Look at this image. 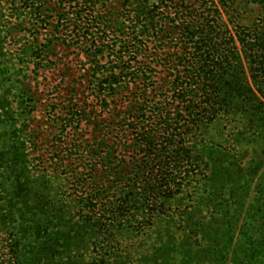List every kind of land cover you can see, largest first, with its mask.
<instances>
[{"label":"trees","instance_id":"1","mask_svg":"<svg viewBox=\"0 0 264 264\" xmlns=\"http://www.w3.org/2000/svg\"><path fill=\"white\" fill-rule=\"evenodd\" d=\"M247 36L239 39L256 90L235 45L223 53L196 40L188 59L193 69L175 84L188 104L165 99L138 106L135 115L146 119L132 126L131 149L121 156L129 154L127 160L117 163L113 151L98 150L102 173L79 179L86 192L76 199L66 200L53 183L33 181L22 139L27 124L0 94V194L17 223L9 230L15 264H264V161L257 162L263 172L249 196L250 168H240L227 149L214 172L222 181L199 178L216 151L211 136L201 144L191 137L211 132L216 120L243 118L264 147V26ZM3 48L0 35V89L11 74Z\"/></svg>","mask_w":264,"mask_h":264},{"label":"rangeland","instance_id":"2","mask_svg":"<svg viewBox=\"0 0 264 264\" xmlns=\"http://www.w3.org/2000/svg\"><path fill=\"white\" fill-rule=\"evenodd\" d=\"M263 26L264 4L257 0H0V35L11 69L0 94L6 92L27 124L22 139L33 181L53 183L66 200L76 199L86 192L79 179L84 183L102 173L98 150L100 156L111 150L117 163L125 162L129 154L121 156L131 149L132 126L146 119L135 115L138 106L165 99L188 104L175 84L193 69L188 59L196 40L216 44L223 53L235 45L256 90L239 38ZM237 119L214 121L205 136L191 133L200 144L211 136L216 151L211 167L198 175L221 182L214 174L227 149L240 168H250L251 176L244 175L252 196L264 147L254 143L253 123ZM3 197L0 255L4 264H15L9 230L17 223Z\"/></svg>","mask_w":264,"mask_h":264}]
</instances>
